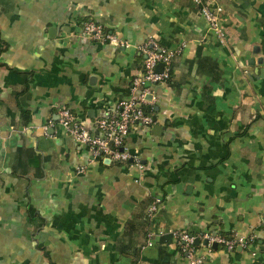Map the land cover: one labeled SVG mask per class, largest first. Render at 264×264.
<instances>
[{"label": "crops", "instance_id": "crops-1", "mask_svg": "<svg viewBox=\"0 0 264 264\" xmlns=\"http://www.w3.org/2000/svg\"><path fill=\"white\" fill-rule=\"evenodd\" d=\"M217 4L223 44L194 0H0V264H188L181 230L254 236L202 264H264V0ZM88 19L116 42L82 37ZM148 39L184 44L153 124L126 163L93 161L58 111L86 129L112 114Z\"/></svg>", "mask_w": 264, "mask_h": 264}, {"label": "built area", "instance_id": "built-area-1", "mask_svg": "<svg viewBox=\"0 0 264 264\" xmlns=\"http://www.w3.org/2000/svg\"><path fill=\"white\" fill-rule=\"evenodd\" d=\"M199 6L200 15L206 21L209 30L213 32L216 39L223 44L225 34L221 27L222 8L217 0H194ZM80 35L92 42L115 43V37L107 32L104 27L91 20H85L81 24ZM184 44L174 50H169L159 45L153 39H148L140 47L139 53L143 57L141 73L135 76L130 83V97L117 103L112 114L97 119L92 129H86L80 124L77 117L67 108L60 107L58 111V125L68 131L75 142L86 146L92 160L109 161L123 164L132 158L125 148L126 139L130 133L139 128H149L153 124L151 112H146L150 102L148 97L150 89L154 85L162 84L170 79L172 72V61L181 54ZM162 69L157 70V66ZM52 127L50 122L43 127L47 131ZM28 127H24V131ZM80 172V171H79ZM162 206V200L155 198L148 206V219H153ZM175 244L184 255L188 264H202L205 255L201 250L205 249L206 254L213 251L212 245L221 248L226 252L236 249H245L254 242L253 235L239 236L236 234L226 235L216 231H207L200 235H192L188 231H172ZM151 236H148L146 246H151ZM199 245H195V240ZM206 241L203 245L202 242Z\"/></svg>", "mask_w": 264, "mask_h": 264}, {"label": "water", "instance_id": "water-1", "mask_svg": "<svg viewBox=\"0 0 264 264\" xmlns=\"http://www.w3.org/2000/svg\"><path fill=\"white\" fill-rule=\"evenodd\" d=\"M156 69L160 71L162 69V65H158ZM148 99H149V97H148ZM155 128H158V127H155ZM202 244L205 245L206 244V241H203ZM195 245H199V240L198 239L195 240ZM212 248L214 250L217 249L216 245H212Z\"/></svg>", "mask_w": 264, "mask_h": 264}, {"label": "trees", "instance_id": "trees-1", "mask_svg": "<svg viewBox=\"0 0 264 264\" xmlns=\"http://www.w3.org/2000/svg\"><path fill=\"white\" fill-rule=\"evenodd\" d=\"M168 82V81H166ZM165 83V82H164ZM145 111L148 113V112H152V108L151 107H148L145 109ZM199 235V234H198ZM180 252V251H179ZM181 253V252H180ZM182 254V253H181ZM183 255V254H182ZM184 256V255H183Z\"/></svg>", "mask_w": 264, "mask_h": 264}]
</instances>
